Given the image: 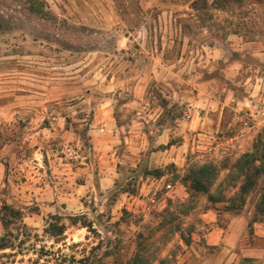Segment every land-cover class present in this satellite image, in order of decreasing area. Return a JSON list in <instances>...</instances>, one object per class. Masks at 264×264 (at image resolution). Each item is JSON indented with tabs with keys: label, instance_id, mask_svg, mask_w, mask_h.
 Returning <instances> with one entry per match:
<instances>
[{
	"label": "rangeland",
	"instance_id": "374dc122",
	"mask_svg": "<svg viewBox=\"0 0 264 264\" xmlns=\"http://www.w3.org/2000/svg\"><path fill=\"white\" fill-rule=\"evenodd\" d=\"M42 1L0 0V210L25 224L0 264H264V175L232 200L264 133V1Z\"/></svg>",
	"mask_w": 264,
	"mask_h": 264
},
{
	"label": "trees",
	"instance_id": "16d2710c",
	"mask_svg": "<svg viewBox=\"0 0 264 264\" xmlns=\"http://www.w3.org/2000/svg\"><path fill=\"white\" fill-rule=\"evenodd\" d=\"M263 2L264 0H258ZM234 2L238 5L243 3V0H214L210 6L207 0H194L192 7L196 10H208L210 7L214 9H224L232 6ZM27 9L31 13L44 15V2L42 0H28ZM206 14V12L204 13ZM235 178L242 179L238 192L234 195L232 200H238L234 204L236 208L241 207L245 203L247 194H249L256 186L257 180L261 175H264V133L259 134L255 140L253 149L250 152L244 153L233 166ZM219 171L212 164H204L197 168H191L189 173L184 178V183L189 189L191 195L198 193L207 194L210 186L217 179ZM210 201H221L223 199L222 193L219 195H209ZM182 206H185L184 204ZM185 212H188L191 206H185ZM264 215V188L262 190L259 202L256 205V216ZM24 214L20 209L4 204L0 210V221L6 233L0 236V250L15 247V238L13 231H18L25 227L23 222ZM257 220V218H256ZM64 233V228H58V231L52 235H61ZM147 260L145 252L140 248L132 258L131 264H144ZM148 261V260H147ZM72 264H93L87 257L79 260H74Z\"/></svg>",
	"mask_w": 264,
	"mask_h": 264
},
{
	"label": "built area",
	"instance_id": "2783aa9c",
	"mask_svg": "<svg viewBox=\"0 0 264 264\" xmlns=\"http://www.w3.org/2000/svg\"><path fill=\"white\" fill-rule=\"evenodd\" d=\"M168 187H170V186H168Z\"/></svg>",
	"mask_w": 264,
	"mask_h": 264
}]
</instances>
